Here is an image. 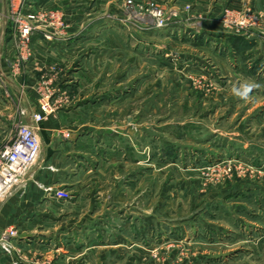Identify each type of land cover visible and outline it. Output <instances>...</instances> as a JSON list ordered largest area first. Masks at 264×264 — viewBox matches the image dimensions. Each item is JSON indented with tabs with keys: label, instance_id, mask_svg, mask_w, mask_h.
<instances>
[{
	"label": "rangeland",
	"instance_id": "374dc122",
	"mask_svg": "<svg viewBox=\"0 0 264 264\" xmlns=\"http://www.w3.org/2000/svg\"><path fill=\"white\" fill-rule=\"evenodd\" d=\"M127 1L119 4L125 16ZM130 1L176 9L174 25L183 31L143 32L146 18L122 24L126 32H82L89 23L79 30L72 22L79 45L28 68L33 57L21 58L14 25L0 14V150L18 125L30 123L28 110L39 108L41 96L57 107L43 127L49 143L42 135L39 159L13 195L29 186L67 194L59 201L49 196L65 204L53 215L67 219L57 247L66 260L29 256L12 243L10 264H264V157L255 158L253 147L264 141L255 125L264 101L251 83L224 89L215 70L193 74L194 32H187L209 25L210 32L241 38L242 54L254 40L264 48V0L238 8L214 0L209 14L172 1ZM11 5L29 13L13 0L7 17ZM54 12L67 32L69 23ZM251 14L255 24L237 27ZM258 82L264 69L255 60Z\"/></svg>",
	"mask_w": 264,
	"mask_h": 264
},
{
	"label": "crops",
	"instance_id": "0c3cea01",
	"mask_svg": "<svg viewBox=\"0 0 264 264\" xmlns=\"http://www.w3.org/2000/svg\"><path fill=\"white\" fill-rule=\"evenodd\" d=\"M19 4L23 1V8L27 10L26 12H49L57 11L63 15L65 22L68 25V30L62 33V40L49 43L42 39V34L37 33L32 38L33 47V58L27 64V67L33 68V66L42 63L46 58L53 56H64V54L70 53L75 47L79 45V41L75 40L74 34L70 33L72 22H76V28L83 29L85 26L83 21L86 20L88 24L86 30L82 32H90L97 28L99 32H126L122 27V22L125 20V13L122 12L121 6L119 4L123 3L124 0H16ZM157 3H161L164 6H169V2L173 7H183L186 4L192 6H197L193 9V14L203 13L209 14L214 3V0H154ZM227 2V0H218L217 6ZM8 3L9 0H0V14L4 17V21L7 19L8 14ZM244 0H231L230 7L238 8L242 6ZM170 5V7H172ZM255 7V0H254ZM176 10V9H175ZM111 17L115 18L114 20ZM116 19L118 21H116ZM82 22L79 25L77 22ZM121 22V23H120ZM4 24V23H3ZM79 25V26H77ZM178 25H172L169 29L157 30L160 34L161 32H176L183 31V28L177 27ZM70 27V29H69ZM209 25H204L200 31L195 32V30H188L187 32H194V42L189 48L188 52V63L191 67V72L193 74H201L202 69L206 71L215 70V73L219 75L220 79L224 81V89L230 88L231 85L237 83L256 85L259 89V96L262 97L264 101V83L262 86L259 85L260 82L255 83V60H259V66L264 69V48L250 42L245 54H242V50L237 48L238 45L237 37H232L229 39V35L224 32H210ZM6 29V22L3 26ZM78 32V31H75ZM4 35V34H3ZM9 37V35L7 36ZM5 38H3L4 40ZM244 42V40H243ZM242 43V41H241ZM231 45V48H229ZM230 49V50H229ZM250 54V58H243ZM2 53L0 51V58L2 59ZM252 61L253 65V75L251 77L247 74L246 63ZM251 64V65H252ZM26 67V68H27ZM223 90V89H222ZM256 97V96H255ZM1 108V107H0ZM39 112L38 107H34L32 110H28L30 117ZM1 115V114H0ZM264 117V110L261 115L257 117L255 125L260 129V133L264 134V122L260 123L259 120ZM2 121V120H1ZM258 122V123H257ZM45 122L41 127V136L43 135V140L45 143H49L48 137L42 133L46 131L43 127ZM0 131L4 132L2 128V122H0ZM255 158L258 156L264 157V141L255 142ZM48 165L53 164V157L48 155ZM46 164V165H47ZM33 168V167H32ZM48 171L45 170V173ZM47 173L57 175L48 171ZM53 187L59 186L58 183H50L48 186ZM47 186V185H46ZM16 190V189H15ZM17 192V191H16ZM15 192V193H16ZM14 190L11 192L12 196ZM51 197V195H50ZM47 195L43 189L36 187H28L25 190L19 191L17 194L6 203L0 206V234L5 227H16L18 236L13 244L21 250V252L27 253L29 256L36 254H48L46 258H51L50 253L53 257L58 258L60 261L66 260L67 256L61 254L58 246H62V241L66 237V231L62 230V224L67 222V219L55 218L53 214H57L56 207H63L65 204H52V201H59L53 196L52 200ZM54 212V213H53ZM59 228V231H58ZM52 230L57 231L55 237L51 236L54 233ZM11 257L3 254L0 251V264H10Z\"/></svg>",
	"mask_w": 264,
	"mask_h": 264
},
{
	"label": "built area",
	"instance_id": "2783aa9c",
	"mask_svg": "<svg viewBox=\"0 0 264 264\" xmlns=\"http://www.w3.org/2000/svg\"><path fill=\"white\" fill-rule=\"evenodd\" d=\"M9 1L13 3V0ZM20 4L22 5L23 1ZM125 5L127 9H130L122 22L125 26L131 25L133 18L137 21L146 18L145 21H142L144 25L140 27L143 32L152 29L163 30L177 23L178 12L176 10L165 11L153 1L135 6L132 1L128 0ZM131 8L133 9L132 12ZM186 9L188 11L189 7H186ZM10 10L11 13L7 19H10L14 25L16 31L14 37L18 39L22 59L33 57L32 38L37 33H41L42 39L49 43L63 39L61 37L64 27L59 13L49 11L24 14L21 8L18 10L17 7L12 5ZM224 24H232L231 15L230 17L227 16ZM235 24L240 28L247 24H255V16L248 15L241 22L235 21ZM56 110L57 107H52L47 98L41 96L39 112L30 118L29 124L18 125L12 142L6 148L0 150V204L13 190L27 182L32 167L39 159L41 127ZM43 190L47 195H51L57 200L67 198V194L61 190H54L50 187ZM16 238L17 232L13 228H8L0 234V250L3 254L11 255L13 251L12 243Z\"/></svg>",
	"mask_w": 264,
	"mask_h": 264
}]
</instances>
